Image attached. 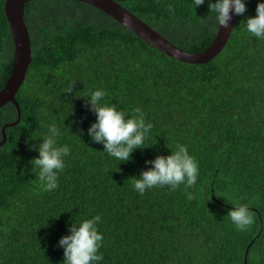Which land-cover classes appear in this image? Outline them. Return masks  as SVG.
Returning <instances> with one entry per match:
<instances>
[{
  "label": "trees",
  "instance_id": "trees-1",
  "mask_svg": "<svg viewBox=\"0 0 264 264\" xmlns=\"http://www.w3.org/2000/svg\"><path fill=\"white\" fill-rule=\"evenodd\" d=\"M115 1L188 53L204 51L217 30L207 0L195 13L189 0ZM4 2L0 89L13 62ZM257 2L246 0L225 47L201 65L163 55L88 4H24L31 62L16 94L20 119L0 146V264H63L58 239L72 222L95 215L104 236L98 264H264V41L244 30ZM98 88L106 103L129 115L139 107L153 125L128 162L87 135L95 116L85 98ZM16 119L12 103L0 108V141L2 126ZM53 123L70 155L49 192L30 149ZM177 143L198 161L196 184L136 193L132 181L149 167L144 161ZM237 203L252 211L247 231L226 215Z\"/></svg>",
  "mask_w": 264,
  "mask_h": 264
},
{
  "label": "clouds",
  "instance_id": "clouds-1",
  "mask_svg": "<svg viewBox=\"0 0 264 264\" xmlns=\"http://www.w3.org/2000/svg\"><path fill=\"white\" fill-rule=\"evenodd\" d=\"M189 3L195 13V9L204 5L206 0H189ZM207 8L214 14L218 29H229L232 15L244 16L246 0H207ZM244 30L251 37L264 41V0H258L254 16H245ZM71 92L72 87L69 86L66 93ZM105 96V90L98 88L85 98L87 110L95 116V121L87 128V135L94 143L101 144L108 156L118 162H128L135 149L144 148L153 125L146 123L145 113L139 107L132 110L133 115H129L117 109L116 105L106 103ZM61 135L60 128L50 124L41 142L30 149L38 153L30 161L38 169V181L44 191L57 189L59 174L65 168V158L70 155L68 145L58 144ZM144 163L149 167L132 181L133 190L141 196L153 188L167 186L174 191L181 185L192 188L197 182L198 161L183 144L177 143L170 154L156 155ZM186 195L192 199L191 193ZM226 215L238 231H247L254 223L247 203L234 204ZM100 220L101 217L95 215L68 226V234L61 236L57 242L63 249V264H98L103 260L99 249L104 236L97 227Z\"/></svg>",
  "mask_w": 264,
  "mask_h": 264
},
{
  "label": "water",
  "instance_id": "water-1",
  "mask_svg": "<svg viewBox=\"0 0 264 264\" xmlns=\"http://www.w3.org/2000/svg\"><path fill=\"white\" fill-rule=\"evenodd\" d=\"M29 1L32 0H5L4 2V14L13 42V62L11 73L4 87L0 89V108L12 103L17 112V119L13 123H7L2 126L0 146L5 143V130L17 124L20 119V108L16 101V94L25 80V75L31 62L30 38L24 22V4ZM75 1L88 4L102 11L151 48L171 59L188 64H206L215 58L225 47L237 16L232 15L229 29L222 27L218 29L217 27L211 44L204 51L188 53L170 43L115 0Z\"/></svg>",
  "mask_w": 264,
  "mask_h": 264
}]
</instances>
